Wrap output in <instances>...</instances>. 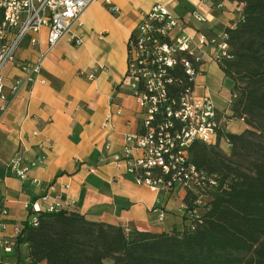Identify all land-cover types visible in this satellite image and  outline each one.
<instances>
[{
  "label": "crops",
  "instance_id": "crops-1",
  "mask_svg": "<svg viewBox=\"0 0 264 264\" xmlns=\"http://www.w3.org/2000/svg\"><path fill=\"white\" fill-rule=\"evenodd\" d=\"M110 1L120 13L114 15L101 3H93L82 25L75 28L81 43L62 40L45 58L39 74L30 75L31 82L27 83L29 74L23 65L38 62L40 48L47 46V28L31 34L18 49L15 62L3 71L7 94L16 81L27 83L11 98L0 122V203L9 211L8 235L16 226L27 227L33 219L31 206L48 195L46 204L58 202L62 210L77 212L90 222L152 234L181 232L189 226L186 190L154 192L112 163L122 152L124 137L140 134L144 120L140 100L127 79L128 44L142 14L158 4L180 19L187 34L208 38L233 28L241 20L243 7L235 0ZM193 13L207 21H196ZM31 38L39 40L40 48ZM211 55L208 47L196 53L201 74L194 91L197 98L211 97L220 113L216 144L229 155L226 135L240 136L248 126L243 119L233 118V81ZM94 69L96 77L90 80ZM22 146L32 158L44 160L25 181L9 176L5 169ZM13 255L18 264H33L24 241ZM4 259L0 246V262Z\"/></svg>",
  "mask_w": 264,
  "mask_h": 264
},
{
  "label": "built area",
  "instance_id": "built-area-1",
  "mask_svg": "<svg viewBox=\"0 0 264 264\" xmlns=\"http://www.w3.org/2000/svg\"><path fill=\"white\" fill-rule=\"evenodd\" d=\"M96 2L114 15L120 13L110 0H0V9L4 13L0 25V122L9 109L11 98L26 83L16 81L7 94L3 76L5 67L15 62L23 42L31 34L48 29L44 50L40 48L39 40L31 38V43L40 48V58L34 65H23V70L29 74V83L32 81L30 75L39 74L45 58L62 40L68 39L76 45L81 43V38L75 35V28L82 25V17ZM192 16L200 23L207 21L198 13ZM134 35V40L128 44L126 73L129 87L140 100L144 120L140 134L124 137L122 152L113 158L112 163L124 167L126 175L136 184L154 192H174L181 187L188 195L194 194L197 196L196 207L190 217L200 220L208 198L206 191L216 186V182L212 179L207 183L202 172L190 162L189 149L195 141L215 146L221 119L211 97L195 96V81L201 74V59L196 53L208 47L212 50V59L218 64L230 59L228 35L224 32L213 38L198 33L190 36L180 19L160 4L142 14ZM177 66L181 67L182 78L170 75ZM96 73L97 69H94L88 78L95 79ZM172 85H177L180 92L171 94L169 87ZM121 113L119 108L117 114ZM110 120L111 117L107 119L108 125ZM106 149L109 150L110 146L106 145ZM43 161L40 157L32 158L29 150L22 146L5 169L9 176L25 181ZM50 197L44 196L33 203V219L28 223L29 227L38 226L42 213L62 210L58 202L46 204ZM184 208L186 210V205ZM8 216V208L0 203V246L5 256L0 264H16L13 254L21 241L29 247L25 242L26 227L16 226L8 235Z\"/></svg>",
  "mask_w": 264,
  "mask_h": 264
},
{
  "label": "trees",
  "instance_id": "trees-1",
  "mask_svg": "<svg viewBox=\"0 0 264 264\" xmlns=\"http://www.w3.org/2000/svg\"><path fill=\"white\" fill-rule=\"evenodd\" d=\"M235 2L242 17L225 30L231 58L219 65L233 81V118L248 129L226 135L229 155L218 144L191 145L190 162L207 183L216 182L200 220L190 217L194 194L185 201L190 223L181 232L152 234L90 222L74 211L44 212L37 227H26L33 264H264V0ZM3 17L0 9V25ZM170 75L182 78L181 67Z\"/></svg>",
  "mask_w": 264,
  "mask_h": 264
}]
</instances>
